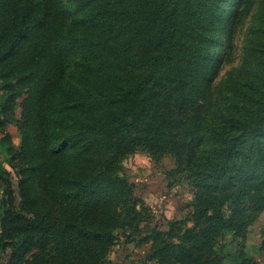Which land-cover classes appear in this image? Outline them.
<instances>
[{
    "label": "trees",
    "instance_id": "obj_1",
    "mask_svg": "<svg viewBox=\"0 0 264 264\" xmlns=\"http://www.w3.org/2000/svg\"><path fill=\"white\" fill-rule=\"evenodd\" d=\"M191 1L0 0V125L19 134L0 166V264H110L116 231L143 222L120 173L135 151L170 154L193 191L190 219L154 238L150 260L220 264L217 236L239 228L232 208L264 207V0L250 79L226 81L217 110L184 89L213 79L216 43L200 30L228 25L242 0H196L189 20L178 7Z\"/></svg>",
    "mask_w": 264,
    "mask_h": 264
},
{
    "label": "rangeland",
    "instance_id": "obj_2",
    "mask_svg": "<svg viewBox=\"0 0 264 264\" xmlns=\"http://www.w3.org/2000/svg\"><path fill=\"white\" fill-rule=\"evenodd\" d=\"M260 1L242 0V4L230 15L228 25L218 18L205 23V28L200 30L201 35L209 36L216 43L213 57L216 70L211 81L206 79L204 83L197 85L195 82L194 85L184 89V97L188 102L199 104L202 99V102L209 105L213 99L218 98L221 102L219 104L214 102L209 107L214 106V110L221 109L224 94L227 96L224 89L225 82L231 81L235 85H240L250 79L253 55H247L245 47L251 43L250 20ZM203 2L192 0L193 8L185 11L180 5L178 12L184 18L195 20L197 18L195 8H200ZM234 2L236 0H232L231 4L224 1L219 3L222 8H227L234 5ZM216 9L219 11V6ZM231 24L232 30H228L227 27ZM75 57H72V65ZM179 64L187 65L185 62ZM201 105L204 112L205 106L202 103ZM182 107L183 111H187L184 104ZM4 138L5 141H3ZM18 142L19 134L14 125L4 127L0 125V166L10 169V155L7 148L11 145L17 146ZM120 173L135 187V196L141 202V208H138V211L143 222L139 224L136 231L129 229L116 231L118 239L109 253V263L166 264L159 263L156 258L154 261L150 260L148 255L152 250L155 237L158 240H164L173 222L190 219L193 200L190 174L179 172L170 154H161L155 158V154L146 150L127 155L121 161ZM257 187L258 192L261 193V186L257 184ZM259 199L257 198L255 202L249 201L245 209L232 208L239 218V228L235 232L223 231L217 236L215 250L220 256V264H241L244 259H252L259 264H264V207H261ZM224 210L226 216H229L231 212L229 204ZM187 226H191V223L189 222Z\"/></svg>",
    "mask_w": 264,
    "mask_h": 264
}]
</instances>
